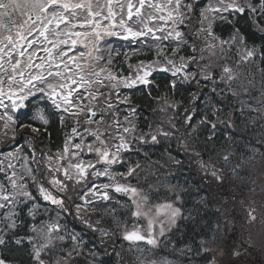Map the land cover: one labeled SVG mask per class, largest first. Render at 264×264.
Returning a JSON list of instances; mask_svg holds the SVG:
<instances>
[{"label": "snow or ice", "instance_id": "snow-or-ice-1", "mask_svg": "<svg viewBox=\"0 0 264 264\" xmlns=\"http://www.w3.org/2000/svg\"><path fill=\"white\" fill-rule=\"evenodd\" d=\"M244 16L264 33V0H0V246L9 238L27 245L32 264H105V256L121 257L118 242L137 253L134 264H217L234 215L204 197L186 209L188 190L179 185L162 184L171 197L160 199V188L140 185L143 168L133 156L150 159L159 146L167 159L152 165L173 176L168 169L182 166L170 150L174 141L220 185L225 169L242 180L246 166L264 157V122L254 133L261 147L232 135L237 119L245 131L264 121V68L260 88L250 70L264 63V45L249 44L235 26L227 38L215 30ZM117 39L135 45L133 54L152 55L118 60ZM158 73L169 74V91L193 85L187 102L167 92L154 97ZM136 92L154 98L152 114L166 119L144 116L142 127ZM26 108L31 116L21 123L17 112ZM53 117L62 128L72 122L63 146L38 148ZM221 128L231 131L217 168L196 148L201 131L209 143ZM245 212L254 224L257 209ZM22 215L31 223L19 236ZM181 221L196 222L200 231L185 239ZM85 232L98 237L99 247L89 246ZM243 252L233 246L230 255ZM0 264L10 262L0 255Z\"/></svg>", "mask_w": 264, "mask_h": 264}, {"label": "trees", "instance_id": "trees-1", "mask_svg": "<svg viewBox=\"0 0 264 264\" xmlns=\"http://www.w3.org/2000/svg\"><path fill=\"white\" fill-rule=\"evenodd\" d=\"M230 19H233L230 17ZM233 26L240 28L241 32L248 38L249 44L256 45H264V33L259 32L255 26L252 24V21L247 17H237L233 20V24L221 22L217 28L216 32L222 35L224 38H227L229 33L232 31ZM116 41V40H115ZM119 43L118 41H116ZM121 51V56L118 60H123V54L127 53L131 56L132 62H135L138 59H148L152 53L148 52L146 54H133V47H130L126 50L122 48L121 45H115ZM260 68H264V63L259 64V67L253 65L251 67V72L255 75L256 78V87L260 88V80L261 73ZM168 78H157V83L161 85L159 90L153 91V96L163 95L165 92L174 100L180 101L183 100L187 102L190 98L191 92L194 90L193 85H181L178 87L175 92L169 91L165 85L167 84ZM256 93H254L255 95ZM133 103L139 105L142 119L141 126H145L143 123V117L147 116L149 119L159 121L161 118L166 119V116H162L161 113L157 112L156 114H152L151 109L158 107L157 101L148 97L147 95H141L140 93H135L133 97ZM221 104L228 106L227 101H221ZM203 107V104H201ZM253 116H256V113H252ZM19 121L23 123L24 121L22 117L19 116ZM26 117V116H25ZM264 121H258L256 126H249L247 131L243 130V126L240 123V120L237 119V130L232 132V135L235 136L238 140L241 137V144L245 141H249L254 144L256 147H261L260 144L257 143L259 139L262 137L258 135H254L260 131L259 124ZM71 121H68V127L62 128L59 123L58 117H53L51 123L48 126V133H41L40 142L37 143V147H44L45 145L51 147L53 151L57 148H61L64 142V134L65 132L70 130ZM28 131L27 129H25ZM230 129L221 128L214 141L205 143V138L208 135L207 131H201L200 133V142L197 146L196 150L202 153L203 159L205 163L215 164L217 168L223 167L222 163L217 162V154L223 155V150L221 145L225 143V133L230 132ZM23 143V137L19 141ZM215 145L216 151H213V146ZM171 152L173 156L178 157L182 160V166L180 168H169L168 170L173 172L174 175L170 177H166L164 173V169H160L157 171L155 167L152 165V161L161 160L166 161V157L162 156L161 153L163 149L159 146L151 149L150 159H145L143 155L133 156V160L139 159L141 162L143 171L140 172V185L148 189L149 185H153L155 188H160L159 197L160 199H164L166 196L171 197L170 193H167L164 188L160 186L162 184H173L179 185L188 191L182 193L184 199L187 201L185 208H191L193 206V202L195 199H199L201 197L206 198L210 205L214 207H220L221 211L227 210L235 217V225L239 226L240 230L247 229L248 224L246 223V212L245 209L252 205L257 209V211H262L264 205V188L263 182L260 179V175L264 172V157L257 156L251 165L246 166L245 171L246 175H244L243 179H237L233 177L231 172L228 169H225L223 175L225 177L224 183L222 185L217 184V182L210 176L203 175L204 172L200 169L198 159L192 156H186L185 153L180 150L176 143L173 141L171 146ZM264 150V147H262ZM211 157V159H210ZM235 160L232 161V164H235ZM156 171V175H152V173ZM136 183V181H133ZM179 190V189H177ZM155 198L156 193H153ZM121 202H125L121 199L120 196H117ZM235 198V200L233 199ZM243 200L244 204L241 205L240 201ZM109 207H119L114 203L109 205ZM209 214H211V208L208 210ZM203 214V213H202ZM100 216V213L96 214V218ZM22 219L28 221L26 217L22 215ZM104 226L110 227V223L107 218L103 221ZM230 228V227H229ZM227 229V232L229 230ZM181 233L183 234L185 239L191 238L196 235L200 231V226L196 222H180ZM81 230V225L79 230ZM226 232V234H227ZM17 234L19 236H24L27 234V225H23L21 228L17 230ZM180 233H177L179 236ZM176 238V237H174ZM225 238V235L222 237ZM85 239L89 241V246L99 247L98 237L93 236L89 233L85 232ZM233 242V240H232ZM226 246L228 243L226 242ZM117 250L121 252V257H116L114 254H110L108 256L103 257L105 264H134V257L137 253H130L128 251V244L125 242L123 247H121L120 242L117 243ZM111 253V249L108 250ZM166 255H171L170 253H164ZM0 255L4 256L10 264H32L31 258L29 256V248L27 245L17 246L13 242L11 238L8 239V243L6 246H0ZM200 264H204L203 260H200Z\"/></svg>", "mask_w": 264, "mask_h": 264}, {"label": "rangeland", "instance_id": "rangeland-1", "mask_svg": "<svg viewBox=\"0 0 264 264\" xmlns=\"http://www.w3.org/2000/svg\"><path fill=\"white\" fill-rule=\"evenodd\" d=\"M114 44H117V42H114ZM203 175H205V174H203ZM262 211H264V205H263ZM260 219H264V217L261 216ZM245 230L247 232L250 230L248 232L247 237L249 239L248 241H250L251 246L254 248V250H258L260 253L262 251V253L264 254V220L260 221L258 224L247 227V229H245ZM226 251H227V246H226V241H225L223 255L230 258L231 260L237 259V258H233L229 252L226 253ZM217 255H218L217 258L220 261L219 258L222 257L223 255L220 253H217ZM263 257H264V255H263ZM222 260H223V264H224V258H222ZM217 264H218V262H217Z\"/></svg>", "mask_w": 264, "mask_h": 264}, {"label": "water", "instance_id": "water-1", "mask_svg": "<svg viewBox=\"0 0 264 264\" xmlns=\"http://www.w3.org/2000/svg\"><path fill=\"white\" fill-rule=\"evenodd\" d=\"M26 109H23V110H18V111H21V112H25Z\"/></svg>", "mask_w": 264, "mask_h": 264}]
</instances>
